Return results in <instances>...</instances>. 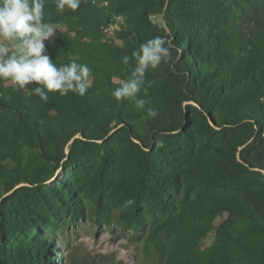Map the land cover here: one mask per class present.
I'll return each mask as SVG.
<instances>
[{
  "label": "trees",
  "instance_id": "16d2710c",
  "mask_svg": "<svg viewBox=\"0 0 264 264\" xmlns=\"http://www.w3.org/2000/svg\"><path fill=\"white\" fill-rule=\"evenodd\" d=\"M158 1V8L164 7L168 36L184 48L174 67L184 70L189 89L177 93L158 82L142 89L168 96L176 112L182 106L174 99L177 94L194 100L200 116L196 125L174 137L177 145L166 137L156 138L152 149L145 151L127 139L129 158L124 160L129 166L117 180L118 194L130 203L125 219L145 229L146 264H264V176L252 169H264V0ZM85 7L81 2L77 10L65 8L61 13L55 0H46L44 22L62 21L73 34H59L45 46L57 66L87 64L91 86L83 96L71 91L66 96L48 95L55 109L50 125L39 117L44 109L41 98L25 99L24 88L4 87L0 80V108L5 111L0 113V163L15 160L20 165L12 147L20 141L43 147L44 137L53 130L68 137L77 133L91 137L95 129L104 135L109 123L116 121L125 124L121 132L141 140L132 126V114L140 108L129 98L118 101L111 94L128 78L122 52L100 43L98 32L107 18ZM142 89L137 100L144 99ZM211 116L220 121L212 120L214 124L245 122L246 129L216 130ZM251 137L239 161L238 146ZM117 152L101 147L104 175H115L105 165ZM4 213L0 223L7 234L19 232L22 219ZM224 213L227 217L215 227L214 220ZM212 231L215 239L204 247L203 239ZM47 246L40 240L20 249L0 247V264H53L46 256Z\"/></svg>",
  "mask_w": 264,
  "mask_h": 264
},
{
  "label": "rangeland",
  "instance_id": "374dc122",
  "mask_svg": "<svg viewBox=\"0 0 264 264\" xmlns=\"http://www.w3.org/2000/svg\"><path fill=\"white\" fill-rule=\"evenodd\" d=\"M81 2L86 7L96 9L102 14V18H107V23L98 32L100 43L118 49L123 57H130L129 64L125 65L129 69L128 77L135 67V60L131 59L132 52L148 39L160 36L168 42L166 46H170L171 59L168 62L162 61L156 69L150 68L145 74L144 85L158 82L169 89H176L177 93L181 90L188 91L186 73L181 68L174 67L175 60H179L184 48L174 45L172 38L168 36L170 31L164 19V7L158 8V0H143L144 6H141V0ZM45 23L56 29V35L44 41L45 45L55 41L59 34L68 32L66 23L62 21ZM92 77L90 75L88 78L89 86L92 84ZM114 81L117 82L118 79L114 78ZM3 85L6 87L12 83L4 81ZM35 86L37 85L34 84L33 88ZM33 88L25 87L22 97L40 98ZM142 91L144 99L149 103L132 114L133 125L130 123L127 126L129 131L132 125L146 145L141 140L121 132L120 129L125 124H118L116 121L109 123L110 129L104 135L102 130L95 129L91 137L79 133L68 137L53 130L44 137L43 147H31L23 141L19 145L12 144L16 157L21 162L18 166L15 160L0 163V222L5 217L4 212H8L20 217L23 223L19 225V232L8 234L5 224L0 223V247L20 249L44 240L48 243L47 252L50 253L46 256L53 259V264L147 263L148 259L142 253L145 229L134 223L130 224L125 219L124 215L130 203L118 194V176L120 178L121 171H126L129 166L124 160L129 158L125 150L126 141L131 139L145 151L152 149L156 138L166 137L172 142L171 145H177L174 137L196 125L195 119L200 116V107L194 100H184L181 94H177L173 98L182 101V106L181 111L176 112L171 106L173 100L168 96H159L156 94L158 90H149L148 87H144ZM52 93L48 95L52 96ZM149 107L157 112L154 118L147 115ZM43 108L39 117L51 125L55 109L49 98L44 101ZM0 113L3 115L5 111L2 112L0 108ZM211 117L213 119H209L210 125L216 130L227 127L235 130L246 129L245 122H225L217 125L220 123L219 119ZM255 129L258 127L255 126ZM194 133L197 135L198 131ZM253 138L238 146L236 157L239 161L241 150ZM103 145L109 150L117 148L116 156L109 158L105 165L112 167L114 176L104 175V171H100L103 166ZM9 165L20 170L11 171ZM252 169L258 170L264 176V169ZM226 217V213L218 216L214 220L215 227ZM214 239L215 232H209L203 239V246H210Z\"/></svg>",
  "mask_w": 264,
  "mask_h": 264
},
{
  "label": "clouds",
  "instance_id": "9594fccd",
  "mask_svg": "<svg viewBox=\"0 0 264 264\" xmlns=\"http://www.w3.org/2000/svg\"><path fill=\"white\" fill-rule=\"evenodd\" d=\"M45 3L46 0H0V80L10 81L17 89L35 84L33 91L43 101L48 100L50 92L66 96L71 91L83 96L91 75L88 65L72 61L57 66L46 53L44 41L53 38L56 29L44 22ZM80 3L81 0H55L56 9L61 13L65 8L77 10ZM167 43L156 36L132 52L135 67L112 91L116 100L129 98L137 108L149 103L136 97L145 84L146 72L171 59ZM129 60V56H124L122 62L128 65ZM147 115L154 118L157 112L149 107Z\"/></svg>",
  "mask_w": 264,
  "mask_h": 264
}]
</instances>
